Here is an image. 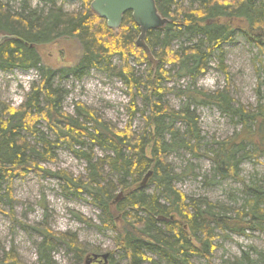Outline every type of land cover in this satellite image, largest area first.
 Segmentation results:
<instances>
[{"label":"trees","instance_id":"trees-1","mask_svg":"<svg viewBox=\"0 0 264 264\" xmlns=\"http://www.w3.org/2000/svg\"><path fill=\"white\" fill-rule=\"evenodd\" d=\"M30 1L24 0L14 12L0 0V36L11 38L0 46V72H41L40 82L33 84L21 106L13 108L0 102V206L12 207L11 185L16 177L34 173L56 179L65 197L82 194L90 197L101 211V227L80 216H76L77 220L100 232H115L116 247L123 252L127 264L155 263L147 254L166 264H192L191 256L209 262L216 248L214 228L226 240H230L229 235L247 236L248 232L264 231V187L257 181L247 183L239 170L241 163L257 162L264 155L262 99L250 109L233 104L228 89L210 93L188 87L181 94L186 99L182 110H174L162 101L173 92L165 83L175 76L196 82L206 72L212 57H216L219 69L226 75L222 47L237 33L257 48L264 59V0H192L199 4L197 9L184 8L178 0H155L159 14L169 20L166 26L150 31L146 37V44L158 61L155 71L145 52L135 46L138 28L131 13L123 16L120 29L114 32L90 10L93 0H80L82 11L78 14L56 8L57 0L45 2L46 9L32 10L27 5ZM184 36L195 40L194 44L181 45L173 51V42ZM67 41H74L80 51L74 65L58 70L62 78L80 80L91 70L115 71V76L128 89L129 120L124 129L103 123L81 103L74 105V115L62 109L64 94L51 85L57 70L44 64V56L48 46L59 47ZM64 55L61 49L63 59ZM115 56L122 60L119 70L112 66ZM131 59L145 66L143 78L136 75ZM167 67H174L176 74L170 75ZM263 84L264 80L260 82ZM140 91L145 92L143 99L148 114L144 116V131L137 136L132 121L138 111L136 94L140 95ZM197 107L216 108L229 116L240 131L216 142L210 152H201ZM43 123L54 135V142L40 133ZM178 125L186 128L187 140L178 136ZM86 143L110 154L97 159L84 151ZM55 147H64L87 163L84 180L65 171L50 172L41 166L54 161ZM177 149L207 158L214 179L240 183L244 195L240 209L231 214L228 209L207 201L187 204L186 197L174 186L180 177L165 163V157ZM105 168L117 177L116 182L104 176ZM149 173L151 176L144 184ZM150 185L158 195L144 193ZM120 193L122 199L116 200ZM9 212L14 222L26 227L14 220L12 208ZM38 232L42 236L37 245L39 264H56L52 258L55 246H64L80 263L98 262L85 258L87 252L75 236L55 234L47 228ZM251 263L249 254L243 253L232 264ZM0 264L22 263L10 251L0 259Z\"/></svg>","mask_w":264,"mask_h":264},{"label":"rangeland","instance_id":"rangeland-1","mask_svg":"<svg viewBox=\"0 0 264 264\" xmlns=\"http://www.w3.org/2000/svg\"><path fill=\"white\" fill-rule=\"evenodd\" d=\"M1 1L14 12L19 10L24 2V0ZM45 2L48 0L44 2L31 0L27 5L32 10L46 9ZM178 2L187 9H197L199 6L192 0H178ZM55 7L65 13L78 14L82 11L80 0H57ZM190 39L189 36H184L182 40H175L172 44L173 51L179 49L181 45L188 47L194 44L195 40ZM61 49L65 54L64 59L60 56ZM222 49L226 75L219 69L216 57H212L206 72L196 82L175 76L170 82L165 83V86L173 92L167 94L162 101L174 110H182L186 104L182 92L188 87H194L210 93L228 89L233 104L246 108L254 109L259 98L262 99L260 103L264 105V84L260 85L264 80V59L257 48L237 33L230 42L223 44ZM79 51L74 41H67L59 47L48 46L44 56V64L57 70L51 78V85L54 89L59 88L64 94L62 109L69 115H74V105L81 103L93 111L103 123L120 130L124 129L129 120V94L128 89L115 76V71L108 73L91 70L80 80L72 77L62 78L58 73L61 67L76 63ZM130 64L139 78L145 76V66L137 64L132 59ZM112 66L119 70L122 60L118 56L113 57ZM166 70L172 76L177 72L174 67H167ZM40 78L41 72L35 70L0 72V102L18 108L25 101V96L33 84L38 85ZM144 95V91H140V95L136 94L138 111L132 121V129L137 136L143 133L146 126L144 116L148 114V107L143 99ZM195 112L198 118L200 138L198 145L201 152H210L215 149L216 142L227 140L240 131V127L236 126L229 116L221 114L216 108L197 107ZM177 129L178 136L187 140L186 128L178 125ZM39 130L50 141H55L54 135L44 123ZM168 138L169 136H166V139ZM29 140L33 141L31 137ZM84 149L97 159L110 154L89 143H86ZM53 150L54 161L41 164L45 170L65 171L75 178L85 179L87 176L85 161L78 159L64 147H55ZM165 163L173 174L180 177L174 186L186 197L187 204L207 201L212 205L228 209L231 214L234 210L240 209L244 200L242 185L231 179L224 181L214 179L212 164L207 158L196 157L185 149H177L165 157ZM239 170L240 177L247 183L257 181L264 187V183L259 181L264 180V155L257 162L241 163ZM104 176L112 182L117 181V177L110 175L106 168ZM11 188L12 207L0 206V259L5 253L12 251L22 264H39L37 245L41 242L42 236L38 230L47 228L55 234L75 236L87 252L85 258L108 255L106 260L100 258L95 264H127L123 252L116 247L115 232H100L77 220L76 216H80L91 220L95 226L102 225L101 211L94 206L86 194L67 198L63 195L61 183L56 179L44 178L34 173L14 178ZM143 191L148 195H158L153 185L147 186ZM10 208L13 209L14 220L26 225L25 228L11 219ZM214 235L217 240L213 243L216 248L211 254V260L208 262L201 257L191 256L192 264H232L240 260L243 253L249 254L251 264H264V231L248 232L247 236L229 235L230 240H226L222 237V233L214 228ZM254 249L257 253L253 251ZM147 256L155 263L144 264H166L159 262L152 254ZM52 258L56 264H84L64 246H55Z\"/></svg>","mask_w":264,"mask_h":264},{"label":"water","instance_id":"water-1","mask_svg":"<svg viewBox=\"0 0 264 264\" xmlns=\"http://www.w3.org/2000/svg\"><path fill=\"white\" fill-rule=\"evenodd\" d=\"M90 10L100 19L105 20L108 29L114 32L120 29L123 16L126 13H131V18L138 28L135 46L145 52L152 70L155 71L158 62L146 44V37L150 31L161 29L169 22L168 19L159 14L155 0H93L90 4ZM10 40V37L0 36V46ZM150 176L151 173L147 174L144 184ZM122 197L123 195L120 193L116 200H120ZM107 257L108 255H94L90 261H99L100 258L106 260Z\"/></svg>","mask_w":264,"mask_h":264},{"label":"bare ground","instance_id":"bare-ground-1","mask_svg":"<svg viewBox=\"0 0 264 264\" xmlns=\"http://www.w3.org/2000/svg\"><path fill=\"white\" fill-rule=\"evenodd\" d=\"M106 255V254H105Z\"/></svg>","mask_w":264,"mask_h":264},{"label":"flooded vegetation","instance_id":"flooded-vegetation-1","mask_svg":"<svg viewBox=\"0 0 264 264\" xmlns=\"http://www.w3.org/2000/svg\"><path fill=\"white\" fill-rule=\"evenodd\" d=\"M131 15V14H130Z\"/></svg>","mask_w":264,"mask_h":264}]
</instances>
